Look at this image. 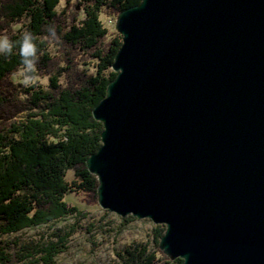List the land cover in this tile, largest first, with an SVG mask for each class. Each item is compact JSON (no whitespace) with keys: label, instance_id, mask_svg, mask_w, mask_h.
I'll return each mask as SVG.
<instances>
[{"label":"water","instance_id":"obj_1","mask_svg":"<svg viewBox=\"0 0 264 264\" xmlns=\"http://www.w3.org/2000/svg\"><path fill=\"white\" fill-rule=\"evenodd\" d=\"M116 30L98 204L165 226L171 261L264 264V0H142Z\"/></svg>","mask_w":264,"mask_h":264},{"label":"trees","instance_id":"obj_2","mask_svg":"<svg viewBox=\"0 0 264 264\" xmlns=\"http://www.w3.org/2000/svg\"><path fill=\"white\" fill-rule=\"evenodd\" d=\"M72 1L0 0V36L7 38L0 53V264L24 262L34 253L43 254L35 263L53 264L66 248V237L32 252L21 247L18 259L4 237L83 216L64 200L78 190L98 202V181L86 161L102 145L103 125L92 112L117 76L111 66L122 45L121 35L108 41L111 35L100 17H117L142 0H80L85 20L79 25L73 16L71 24L66 22ZM22 19L28 21L25 30L12 33ZM54 42L61 54L48 51ZM90 59L97 61L95 73L82 68ZM19 71L31 79L47 78L48 86L14 84ZM68 171L76 178L71 183ZM164 232L161 228L157 238ZM128 255L124 264H183L169 262L160 250L146 258Z\"/></svg>","mask_w":264,"mask_h":264},{"label":"rangeland","instance_id":"obj_3","mask_svg":"<svg viewBox=\"0 0 264 264\" xmlns=\"http://www.w3.org/2000/svg\"><path fill=\"white\" fill-rule=\"evenodd\" d=\"M79 1H72V5L67 11V24H71L72 16L76 18V22H73L76 25L85 20L84 11L78 5ZM64 7L65 3L63 2L59 7V11ZM100 19L111 35L108 41L114 38L113 34L120 36L116 30L117 17L102 14ZM27 22V20L22 19L14 24L12 33L16 34L25 30ZM6 43L7 38L0 36V53ZM48 51L52 54H61L62 49L59 42L51 43ZM96 64V60L90 59L87 61V65L82 68L90 73H95ZM63 80L61 78L62 82ZM12 81L14 84L24 87L35 84L36 81L45 88L48 86L47 78L31 79L25 75L24 71H19L17 75L12 77ZM75 179L72 171L66 173L68 183ZM88 199V195L81 190L64 198L66 202L79 208L83 212V216L68 217L50 225L27 229L4 237L11 254L17 253L18 259L22 253L21 247H26L32 252L37 248L48 246L50 243H56L58 237L67 238L66 248L62 249V252L54 259L53 264H124V260L130 258L128 253L133 254L135 258L139 256L146 258L160 250L159 243L161 239L157 238V235L161 228L166 230L165 226L154 224L149 219H137L130 215L121 217L102 209L98 202H90ZM129 217L134 219L130 220ZM42 255L34 253L32 259L14 264H43L41 261L34 262L39 260ZM168 261L173 262L169 258Z\"/></svg>","mask_w":264,"mask_h":264},{"label":"clouds","instance_id":"obj_4","mask_svg":"<svg viewBox=\"0 0 264 264\" xmlns=\"http://www.w3.org/2000/svg\"><path fill=\"white\" fill-rule=\"evenodd\" d=\"M28 45H26V47H27Z\"/></svg>","mask_w":264,"mask_h":264}]
</instances>
